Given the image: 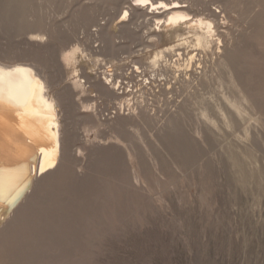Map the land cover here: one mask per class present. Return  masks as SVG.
Wrapping results in <instances>:
<instances>
[{"label": "rangeland", "instance_id": "rangeland-1", "mask_svg": "<svg viewBox=\"0 0 264 264\" xmlns=\"http://www.w3.org/2000/svg\"><path fill=\"white\" fill-rule=\"evenodd\" d=\"M10 1L0 0V64L55 81L75 141L68 165L0 229V264H264V0H25L23 12ZM174 1L215 14L223 45L205 44L191 79L145 86L174 58L156 68L168 42L139 38L159 28L149 11ZM125 10L134 37L115 32L121 64L100 34ZM114 71L123 97L75 86L74 72Z\"/></svg>", "mask_w": 264, "mask_h": 264}, {"label": "bare ground", "instance_id": "bare-ground-1", "mask_svg": "<svg viewBox=\"0 0 264 264\" xmlns=\"http://www.w3.org/2000/svg\"><path fill=\"white\" fill-rule=\"evenodd\" d=\"M140 1L141 3L131 6L144 7L150 0ZM25 2L11 0L10 9L23 12ZM151 3L154 5L153 1ZM170 4L163 15L152 7V11H149L152 14L150 19L153 18L159 28L153 29V33L142 35L139 40L145 46L148 42L167 41L168 44L164 48L154 51L155 55L150 62L157 68L166 61L167 55L172 54L173 64L170 70L160 71V74L155 72V77L144 78L145 86L156 85L158 82L157 86L173 84V79L177 81L181 76L191 79L194 66L196 64H199L196 68L202 66L199 53L205 44L215 42L218 44V50H221L223 45L219 33L221 30L217 32L218 21L215 14L211 11L205 12L206 9L188 12L180 5V1ZM127 17L128 10H125L122 19L115 23L113 30L109 31L103 27L100 34L102 49L110 50L116 61L121 64L124 58L116 52L115 32L120 31L121 36L134 37L130 27L132 23L126 21ZM221 22L225 25L228 22L227 16H224ZM150 36L151 40H148L147 37ZM212 48L213 45L209 46L208 50ZM73 52L74 61L77 62L78 58L82 57V50L76 47ZM133 63L135 68L132 70L133 76L136 73L144 76L140 65H136V61ZM119 72H109L103 78L97 77L94 81L92 79L95 77L87 72L83 74L74 72L75 86L83 88L86 83H91L103 95L123 97L125 92L120 91L123 78ZM54 84L53 79L30 63L0 64V229L11 227L24 206L34 202L40 181L50 180L72 160L75 140L67 116L68 99L66 100L61 93L51 92L50 86ZM172 88L173 86L169 85L168 89Z\"/></svg>", "mask_w": 264, "mask_h": 264}]
</instances>
